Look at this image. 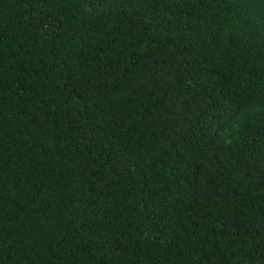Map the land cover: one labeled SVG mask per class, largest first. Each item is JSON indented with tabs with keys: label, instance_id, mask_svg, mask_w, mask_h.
I'll use <instances>...</instances> for the list:
<instances>
[{
	"label": "trees",
	"instance_id": "1",
	"mask_svg": "<svg viewBox=\"0 0 264 264\" xmlns=\"http://www.w3.org/2000/svg\"><path fill=\"white\" fill-rule=\"evenodd\" d=\"M0 264H264V0H0Z\"/></svg>",
	"mask_w": 264,
	"mask_h": 264
}]
</instances>
